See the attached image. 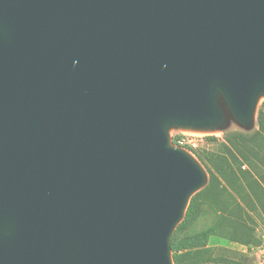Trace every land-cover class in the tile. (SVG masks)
Listing matches in <instances>:
<instances>
[{
  "label": "water",
  "instance_id": "95a60500",
  "mask_svg": "<svg viewBox=\"0 0 264 264\" xmlns=\"http://www.w3.org/2000/svg\"><path fill=\"white\" fill-rule=\"evenodd\" d=\"M264 96V0H0V264H173L200 164L171 127Z\"/></svg>",
  "mask_w": 264,
  "mask_h": 264
},
{
  "label": "trees",
  "instance_id": "16d2710c",
  "mask_svg": "<svg viewBox=\"0 0 264 264\" xmlns=\"http://www.w3.org/2000/svg\"><path fill=\"white\" fill-rule=\"evenodd\" d=\"M257 125L251 134L229 135L231 147L225 155L215 156L214 169L197 157L208 173V181L191 195L170 237L173 264H242L216 253L217 248L208 245L211 236L243 245L258 242L253 215L264 222V101L257 111ZM243 163L249 169H241ZM204 204L215 215L213 222L177 238Z\"/></svg>",
  "mask_w": 264,
  "mask_h": 264
},
{
  "label": "rangeland",
  "instance_id": "374dc122",
  "mask_svg": "<svg viewBox=\"0 0 264 264\" xmlns=\"http://www.w3.org/2000/svg\"><path fill=\"white\" fill-rule=\"evenodd\" d=\"M264 101V96L260 95L257 98L253 118L247 125L239 123L229 111L222 97H219V103L223 112V122L217 128L212 129H186L182 127H171L168 130L170 142L175 147H180L194 158L202 167L206 176V183L208 181V173L198 158L202 159L207 165L214 169L216 162L215 156L225 155L228 147H231V139L229 137L232 133L251 134L258 128L257 125V111L261 103ZM172 135L176 138L193 139L195 146L187 145L181 147L174 143ZM241 169H249L246 163H243ZM251 178H255L254 174ZM250 178V179H251ZM250 209V208H248ZM250 213L252 212L251 210ZM253 215V213H251ZM255 234L258 238L257 243L243 245L232 242L220 236H211L208 240V245L216 247V253L242 264H264V222L253 215ZM215 219V215L207 205H202L198 216L194 221L186 225L177 234V238L209 225ZM210 264H226V263H210Z\"/></svg>",
  "mask_w": 264,
  "mask_h": 264
},
{
  "label": "built area",
  "instance_id": "2783aa9c",
  "mask_svg": "<svg viewBox=\"0 0 264 264\" xmlns=\"http://www.w3.org/2000/svg\"><path fill=\"white\" fill-rule=\"evenodd\" d=\"M171 138H173L172 140L174 141L175 144H177V145H179L181 147H185L187 145L195 146V143H194L193 139H184L182 137L175 139V136L174 135H172Z\"/></svg>",
  "mask_w": 264,
  "mask_h": 264
}]
</instances>
